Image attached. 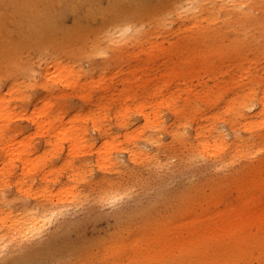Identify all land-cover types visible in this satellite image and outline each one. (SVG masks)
I'll use <instances>...</instances> for the list:
<instances>
[{
    "label": "rangeland",
    "instance_id": "rangeland-1",
    "mask_svg": "<svg viewBox=\"0 0 264 264\" xmlns=\"http://www.w3.org/2000/svg\"><path fill=\"white\" fill-rule=\"evenodd\" d=\"M132 3L126 0L127 8L122 9L124 14H135L130 25L133 29L125 36L120 33V23L117 28H101L91 19L81 20L83 24L79 21L81 26L72 29L74 18L66 12L61 20L68 28L66 33L50 35L56 46L45 43L43 47L39 41L29 43L20 38L13 43L16 53L0 52V104L12 109L10 126L20 129L15 146L25 138L32 140L24 166L9 158L5 140L0 141V264H185L190 254L184 256L180 248L170 251L168 238L152 240L156 254L139 250L121 253L120 248L129 241L130 230L139 231L147 225L145 231L153 236L157 221L204 199L215 184L229 185L231 179L246 174L264 159V129L255 127L247 132L243 123L254 117L233 122L237 108L225 112L227 101L244 96L250 85L243 79L240 88H230L235 69L246 72L253 61L260 77L264 76V0H243L245 6L241 3L236 11L232 8L236 3L228 1L232 6L226 2L224 6L222 0ZM16 36L15 40L19 33ZM93 44L102 47V54H94ZM57 47L61 52L56 54ZM55 58L75 65L81 73L75 88L55 85L61 94L51 90V85L49 91L38 86L52 73L53 68H48ZM250 69L254 71V67ZM46 102L57 105L52 115H58L62 106L64 113L48 133L44 129L41 134L29 118ZM140 103L144 112L156 114L161 123H145L138 112ZM176 105L183 107L179 116L170 111ZM249 110L244 113L253 115L256 105ZM71 125L86 128L79 154L67 149L66 141L54 146L55 135ZM198 125L225 133L227 145L235 134L253 150L258 147L253 144L263 146L262 152L225 166L233 151L228 148L218 156L201 151L199 138L210 142L213 135L206 132L197 137ZM48 138L51 144L46 142ZM106 142L116 145L106 152L116 167L99 166ZM134 148L143 149L149 157L130 159L128 150ZM66 187H70L67 198L57 197ZM49 192L51 196H43ZM76 192L79 196L73 199L71 194ZM41 202L49 205L44 226L26 239L12 237L7 224L21 215L20 204L37 212ZM260 235L255 241L264 238ZM204 240L206 255L213 253L209 256L216 260L221 244L217 248L215 244L224 239L213 235ZM162 244L167 250H162ZM249 256L245 254V258ZM196 260L209 261L205 255Z\"/></svg>",
    "mask_w": 264,
    "mask_h": 264
},
{
    "label": "bare ground",
    "instance_id": "bare-ground-1",
    "mask_svg": "<svg viewBox=\"0 0 264 264\" xmlns=\"http://www.w3.org/2000/svg\"><path fill=\"white\" fill-rule=\"evenodd\" d=\"M125 1L126 0H0V52L6 53L8 51H13L16 53L17 47L14 46L13 43L15 41H20V38L24 42L27 40L28 42L30 41L29 43H35L39 41L43 47L45 43L47 46H54V38L50 37V35H63L68 30V28H65L61 22L62 17L66 12H69L74 18L73 24L71 26L72 29L80 25L78 23L79 21L91 19L95 21V23L98 21V23L101 25V28H117L115 25L120 23L118 25H123V30L120 33L125 36L129 33L128 30L133 29V27H130V25L133 24L135 16V14L128 15L123 13L124 10L122 11V9L127 8ZM131 1L134 2L132 4L141 2V0ZM228 1H233V3H236L235 5L233 4L234 6H232V3H229L234 10L237 8L239 9L241 3L242 5L244 4L243 0H222V4L226 2L227 5H229ZM226 3L224 6H226ZM245 3L248 4V2ZM126 4L130 5V7L132 6L130 3ZM200 9H202V5H200ZM243 9L245 8L243 7ZM243 11L240 13V15H242ZM261 12L263 14L264 11ZM210 14H212V12H210ZM139 15L140 14L137 16ZM221 19L219 20L221 21ZM243 19L245 20L246 17ZM205 20L207 21L206 18ZM208 21L211 22V20ZM18 33L19 38L15 40V38L18 37L16 36ZM108 40H112L111 35H109ZM91 49L96 50L95 53L93 51L94 54H102L103 51L102 47L96 48L95 44L91 45ZM54 50L56 54L61 52L59 51L61 50L60 47L54 48ZM4 61L2 62L4 63ZM48 61H46V63ZM248 65L249 67L245 70L246 72H242L241 68H239L240 70H234L235 75L233 76L235 79L231 82L232 86H230V88H232L234 91L240 88L243 79L249 80L250 85L247 87L244 96H235L233 99L227 101L225 112L229 113L233 107L237 108L233 122H238L241 118L247 120L249 117H254V119H249L243 123V128L245 131L252 132L255 130V127H257L258 130L264 129V76L260 77L261 73L258 70L259 68L256 69L255 66L257 64L255 62L250 61ZM253 67L254 71H251L250 68ZM51 68H53L51 70L52 73L49 75L47 73L46 77L44 76L46 78L45 82H43L44 84L38 85L41 91H49V87L51 85V90L54 88L55 90H58L57 92L59 94H61V88L56 89L55 85H61L62 88L64 86L74 87V85H76V81L78 82V78L81 75L80 71L76 69L75 65L64 64L58 58H55L51 65H49L48 69ZM231 72L233 73V70H231ZM238 72L240 74L237 75ZM174 73L175 72H173V74ZM50 81L51 84H49ZM204 93H206V91H202L201 94ZM253 101H256V104H253ZM254 105H256V112L253 115L249 116L244 113L245 110L248 111ZM56 106L50 102L43 103L42 106L34 109L33 114L30 115V123L35 125V128L40 127L39 130H42V132L39 130L38 131L41 132V134L43 133L44 129L46 133H48L47 131L52 126V123L54 121V123H56V120L62 119L64 106L59 108L58 115H56V113L52 115V112L57 108ZM189 109L191 110V108ZM138 110L145 123H152L154 125L161 123L159 117L156 114L151 115L143 111L144 106H142V103H140ZM170 111H172V115L179 116L182 114L183 107L176 105ZM12 115V109H10L8 106L0 104V141L5 140L7 150L10 151L8 154L9 158L14 157L15 160L24 166L28 161L25 156H27L28 152L31 151L30 142L32 140L27 141V138H25L24 141L21 140L23 143L18 142V145L20 146H15L17 142H15L14 139H16V134L18 131H20V129L10 126ZM195 123L197 124V122ZM43 126L46 128H43ZM96 128L100 130L99 127ZM206 132L209 135H213V139L208 142L200 137L198 145L201 151H207L214 156L223 154L224 152L228 151V148L230 151H233L231 157L226 159L227 161L224 164L225 166L226 164L239 162L236 160L244 158L247 159L250 155L251 157L256 156L262 152L263 149V146L260 147L259 144H253L254 146H258L255 150H253L251 146L248 147L247 142L243 141L239 135L235 134L231 144L227 145L225 133H221L217 130V128L214 129L210 127L206 130L205 127H201L199 125L196 128L197 137L203 135V133L206 134ZM86 134V128H83L82 130L81 127H78V125H71L67 129L63 128L60 130L58 135L54 134L56 138L54 146L57 144V142L66 141L69 144L67 149L69 148L70 151H76L79 154L81 149L84 147H82V145L85 141L84 137H86ZM28 140L30 139L28 138ZM25 141L26 143H24ZM149 141L155 140H153L152 137H149ZM156 141H160V139H157ZM46 142L51 144L50 138H48ZM115 148L116 145H114L112 142H106L104 144L103 151L99 154V156H101V165L99 164L100 167H116L117 163L115 160H113V158L110 156H106L107 151ZM77 150L80 151L78 152ZM234 151L236 152L234 153ZM78 154H76V156ZM148 154L149 153L143 151V149L135 150L134 148L128 150V157L133 160L139 159L141 157L148 158ZM28 156H30V154ZM35 158L37 159V157ZM36 159L33 158L31 160L35 161ZM119 165L121 164L119 163ZM254 166L256 167H251L246 174L244 173V175L238 176L237 178L234 177L235 179H231L229 181V185L226 183V185L224 183H217L215 184L214 188L211 189L210 194L205 198L203 197L204 199H198L187 205L185 208L178 210L171 216L167 218L165 217L162 219V221H157L158 223L153 225L155 226L153 229L156 230V233H154L153 236H148V232L145 231V229L149 227L147 225L142 227L146 234L141 233L143 229H140L141 231L130 230V232H128L129 241L121 245V253H125L128 250H139L141 253L146 251L156 254V250H153L152 240L162 237L165 239H170L171 243H166L170 251L173 252L175 248H180L184 250V256L187 253L190 254L188 257H186L185 264H253L251 261L257 259V264H264V238H260L258 242L255 241V239H258L256 237L257 235L261 234V237L264 236V159ZM35 168H37V166H35L33 169ZM69 191L70 187L61 188V190L56 193V196L61 199H65L67 198ZM34 195L37 197L38 193L36 192ZM51 195V192H49V195L44 193L43 196L47 197ZM78 196V192L71 194L73 199L78 198ZM48 206V203L41 202L36 206V212L31 211L27 207L20 204L21 215L8 220V232L13 231V236H11L20 240L26 239L27 236L33 232H37L46 223L47 213L44 211L49 210L47 209ZM39 209L42 210L41 213H39ZM137 232L141 233V236H138ZM213 235L219 239H224L215 244L216 248L221 244V247L218 248V258H216V260H211L212 256H209L213 253L206 255L207 248L205 243L202 242L204 239V241H206L208 237ZM166 244H162L161 246L163 251L167 250L165 247ZM209 249L213 250V248ZM246 253L250 255L248 259L245 258ZM203 255H205L209 261L202 260L198 262L196 257L199 256L202 258ZM256 255L259 256L256 257Z\"/></svg>",
    "mask_w": 264,
    "mask_h": 264
}]
</instances>
